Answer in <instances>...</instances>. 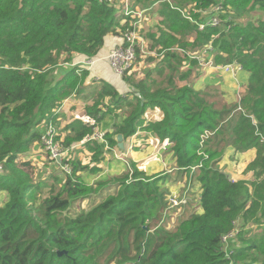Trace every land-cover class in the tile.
I'll use <instances>...</instances> for the list:
<instances>
[{
    "label": "trees",
    "instance_id": "16d2710c",
    "mask_svg": "<svg viewBox=\"0 0 264 264\" xmlns=\"http://www.w3.org/2000/svg\"><path fill=\"white\" fill-rule=\"evenodd\" d=\"M154 1L131 5L158 12L170 29L161 26L159 36L148 35L157 37L161 82L131 83L140 90L134 99L104 87L86 107L94 122L75 119L57 139L67 148L85 141L110 95L114 107L129 108L104 142L116 145L118 133L125 138L139 127L152 131L168 142L163 148L174 149L181 179L200 184L199 205L190 210L188 202L170 223L174 214L164 211L170 209L172 189L160 182L170 175H146L137 168L87 183L76 177L80 162L66 159L70 172L40 179L39 167L25 153L40 143L44 123L83 90L89 76L87 69L78 72L79 66L65 63L96 57L110 37L131 27L132 15L108 0H0V264H264V18L240 23L228 15L229 9L264 12V0H173V7ZM216 5L226 11L222 23L201 30ZM177 33L184 39L196 34L199 46H186L195 38L183 41ZM210 42L216 64L239 63L248 75L237 80L243 90L236 103L221 109L194 88L203 74L196 56ZM141 53L138 48L137 60ZM151 106L162 109V120L143 117ZM202 141L205 156L198 152ZM85 144L93 157L104 154L105 143ZM231 146L239 153L255 150L240 174L219 165Z\"/></svg>",
    "mask_w": 264,
    "mask_h": 264
},
{
    "label": "rangeland",
    "instance_id": "374dc122",
    "mask_svg": "<svg viewBox=\"0 0 264 264\" xmlns=\"http://www.w3.org/2000/svg\"><path fill=\"white\" fill-rule=\"evenodd\" d=\"M120 3L124 4L125 1L122 0ZM131 8L136 9L137 7H133L131 5ZM256 9L257 10H246L244 12H236L234 10L229 9L228 15L231 14L232 19L235 22L242 23V22H246L249 20L250 22L257 23L260 19L264 18V12H262L261 10H258V8H256ZM187 10H188V8H187ZM148 13H150V14H146V16H145V20H144L145 23H144V27L142 28V33L146 36L147 40H150L151 43L148 45V47H149L150 51L153 53L151 55H147V56H145L141 53L140 57L138 58V60L136 61L135 64L139 63V61L148 60V59L151 62L155 61L158 63L159 62L158 58L161 57V55L157 54V52H158L157 50L159 48V46H157L158 45V42L156 40L157 37L155 38V40H153L148 35L154 34V36H159L158 33H160L161 26L166 27V26H168V24L166 22H164V19H161V16L158 12L151 10ZM148 26H151V27L147 28ZM166 28H167V30H170V29H168V27H166ZM119 32H121V31L119 30ZM178 36L183 41L189 40L190 38H195L194 43L189 42L188 44H186V46H188L192 49H195L199 46V44L196 43L197 35L194 33L191 34L190 38L187 35L186 39H184L181 34H178ZM123 40L124 39L122 38V40L118 41V44H116V45H119V46L123 45V43H122ZM154 41H155V43H154ZM176 45L178 46V47H176L177 49H181L183 46L180 43H178ZM177 52H179V51H177ZM179 53L183 54L182 52H179ZM199 55H200V51L197 54V56H199ZM65 67H68V66L65 65ZM84 69H87L86 66L84 67ZM204 69H205L204 70L205 72H203V74H202L204 80L198 81L196 83V85H194V88L197 90H200L203 93L208 94L207 100L209 102H216L217 103V106H216L217 109H221L223 107H226L227 104H229V105L235 104L236 100L234 98L236 95H234V93L232 91L234 87H232V90L231 89L227 90L224 88L220 89V87L217 85H211L213 83V81L215 80V78L211 74L213 71H211L209 68H204ZM144 70L148 71V70H150V67L146 68ZM133 72L134 71H132L131 73H127L125 76H122V77L123 78H125V77L131 78V75ZM135 72L137 74L134 76L135 81L137 80V81L143 82L144 80H141V77L148 75V74L144 75L145 71H143L142 69H140V71H135ZM159 73H160V69L157 70V77L159 76ZM60 74H61V72H60ZM89 75H90V72H89ZM112 75H114V74H112ZM216 76H221V75L216 73ZM242 77H245V75H242ZM158 79H161V77H158ZM221 81L222 82H228L232 86H237L236 85L237 82L230 81V79L228 77H222ZM185 82L186 81L183 80V83H185ZM236 90L237 91L240 90L239 86L236 87ZM85 93H86V91H85ZM80 94H81V92H77L75 95H80ZM77 99H79V98H77ZM55 116H56V118H54L53 120H54V123L58 129V134H59L61 132V130H60V125L58 124V122H59L58 121V115H55ZM55 116H53V117H55ZM254 122H256V121H254ZM260 134L264 140V136L262 135V133H260ZM128 143L129 142L127 140L126 145H128ZM153 145L154 146H152V148H150V150H147L146 152L143 151L144 157H148L151 155V157H148L146 160V161L150 160L148 162V164L145 163L146 161L142 162V163H137V162L133 163V161L131 162L130 159H128L129 160L128 162L124 161L126 164V167L122 168V171L123 170L124 171L121 172V174L126 173V172H128L129 174H132L133 170H135V168H137L139 171H143L146 175H155V176L158 175L159 176L160 174H168V175H170V177L169 178L166 177V178H164V180H162V178H161L160 180H162V181H160V182L162 184H164L165 188H166V185H167V187H169L170 186V179H173L176 177V172L178 171V169L176 166V164H177L176 160L167 161L165 159L166 158L165 154L171 155V157L174 156L176 158L175 151H174V149H172L168 153H167V151L163 152L164 153L163 154L164 155V161H165V163H163V167L162 168L157 167L154 169L152 167L156 165L155 161H158L157 156L163 150V143L160 146L158 144H157V146L155 144H153ZM34 146L28 152H26L25 155L27 156V160L31 161V163H35L36 167H39L40 170H39L38 175H39L40 179L51 181V179L53 178V175L64 174L63 171L61 169H57V167L55 165L50 166L51 165L50 162L53 160L50 158V156L48 155V152L44 149V147H42L41 141L39 144H37V147H36V144ZM201 146H202L201 150L198 152L200 155L205 156L206 154H205L204 148L207 147L205 145V142H203V144ZM40 147L43 148L45 151L36 153ZM122 150L123 149H119L117 147V148H115V152L113 150H109L108 154H110V156L113 157L114 153H115V155H117L118 152L122 153L123 152ZM139 150H140V148L138 146H136L135 149L132 151L129 150V152H131V159L132 160H136V155H140ZM87 153H90L91 155H88ZM121 153H119L118 156H121L122 155ZM243 153H239L238 151H236L234 149L233 146H231L226 150V152L223 153V156L221 157L222 160L220 161L219 165L227 173L233 172L235 174H240L242 172V170L246 167V165L252 160V158L255 155L253 151L251 152V154H249V152L247 151L244 153L243 158L240 159V155ZM94 154H95V152L93 150H91L89 148V146L76 147V148H73L71 150V152L69 153L68 160H71L72 162H78L79 161L81 164V166H80L81 168H79V170L76 174V177L81 178L82 180H84L87 183H92L94 181L99 180L100 178H105V177L110 176V175H119V174H113L112 170L110 168H108V170H106V166H108L106 163H107V160L109 159V157H108V159H106V157H100V154L97 157H93ZM239 159H240V161H238ZM153 160H155V161H153ZM47 162L50 163L49 167L46 166ZM68 165L71 169V165L69 163H68ZM93 167H98L99 169L92 171L91 169ZM65 174H67V172H65ZM232 178H233V176H232ZM244 178L249 179V177H244ZM190 179L188 178L187 180H184L185 183H180L179 189L177 190V193L179 194V196L181 198L185 199L184 202H186V203L190 202L189 206L191 205V207L185 206L182 204L177 205L171 200L173 202L174 206L171 205V206H169L170 209L166 208V210L164 211V213H166L168 215L170 213L174 214V217L170 219V223H174L176 218L180 217V215L182 214L183 210L186 207H189L190 210H193L194 208L196 209V207H194V206L199 205L202 188L196 179H194V178L193 179L190 178ZM168 200H169V197H168ZM227 246L229 247L230 244L226 245V247Z\"/></svg>",
    "mask_w": 264,
    "mask_h": 264
},
{
    "label": "crops",
    "instance_id": "0c3cea01",
    "mask_svg": "<svg viewBox=\"0 0 264 264\" xmlns=\"http://www.w3.org/2000/svg\"><path fill=\"white\" fill-rule=\"evenodd\" d=\"M147 14H149V13H147ZM121 35H114V36L110 37L108 39L107 45L103 48V50L96 57L87 58L84 56H78L71 63H65V65L68 66L67 68L72 67L74 64H77L79 66H84V67L86 66L88 72H90V75L85 79V81L82 84L83 90L81 91V94L75 95L76 93H74L72 96L65 99L64 102L62 103V105H60L59 108L56 109V115H58V121H59L58 124L60 125L61 131H62V128L64 126L71 123L75 119H82L84 122L93 123L94 121L88 115L86 107H87V105H92L94 103L95 93H97V91H101L106 86L107 87H113L114 86L121 93L122 96H126L127 94H130L129 99H131V98L134 99L135 96H139L140 90L137 87H134L131 85V83H133L134 85H137L138 83L142 82V81H137V80L135 81L134 80V76L137 75L135 71H140V69H142L143 71H145L144 75L148 74L147 76L141 77V80H144L143 82H145L147 87H150V86H148L147 83L155 84V83L161 82L160 79H158L159 76L157 77V69H158L157 68V62L148 61L149 59L139 61V63L134 65V67L132 69V71H134V72L132 73V75L130 74L131 75V82L128 81L129 78H126V77L123 78L122 76H119V75L114 73V71L110 67L109 61L106 58V56L109 54L110 49L113 48L114 46H116V44H118V41L122 40ZM122 43H124V40L122 41ZM150 43H151L150 40H147V44L145 47L146 52H142V54L145 56L151 55V51L148 47V45ZM209 54L211 55L212 51H210ZM160 58H158V59H160ZM149 67H150V70H148V71L144 70V69L149 68ZM199 67L201 68L200 64H199ZM201 70L203 72H205L204 68H201ZM65 72H66V70H65ZM131 72H129V73H131ZM216 73L220 74L221 76H223V74H226L227 76H231L235 82H237V80H239L240 82H243L246 80V78L248 76L247 73L242 72V71L238 72L236 76H233L231 73H222V72H216ZM216 73L215 74L211 73L212 76L215 78L214 81L222 82L221 81L222 77L216 76ZM112 74H114V75H112ZM242 75H245V77H242ZM200 80L201 81L204 80L203 75H201L200 77H198L195 80L194 85H196V83ZM236 85H237L236 87L239 86V88H240L239 91L236 90V87H234L232 90V86H230V85H226V87L224 89H227V90L231 89L233 91L234 95L237 96L238 93L243 90V87L240 84H236ZM153 86H155V85H153ZM85 91H86V93H85ZM77 98H79V99H77ZM104 99H105V104H110V103H112V104L109 106H106L105 104L100 105L102 112H100L98 114V116L101 117L102 119L99 123H97V126L95 128L100 129L104 133V135L106 133L113 134L115 132V130H117L115 128V126L121 125L123 123V121L125 119V114L128 111L127 108H129V106L127 104H125V107H122V108L121 107H114L113 102L111 101V100H113V98L110 95H107ZM107 111L109 113H107ZM143 117L147 120H150V121H160L164 118V112L162 111V109L160 107L151 106V107H148L146 109ZM44 127L45 126L43 125V128ZM155 136L156 135L152 131L145 129L143 127L142 128L139 127L134 135L125 137L123 139L124 140V149L122 150L123 152L122 153L118 152V154L121 153L123 155L122 159L118 157V154L115 155V153H114L113 157H111L110 154H108L109 150H113L115 152V148L118 147L119 149H121L119 147L118 139H117L118 143L116 145H113V146H110V144L107 141L106 142L108 144L106 142H103L106 144V146L104 144V150L105 151L101 157H106V159H108V157H109V159L107 160V163H106L108 165V166H106V170H108V168H110L112 170L113 174H119L120 175L121 172L124 171V170L122 171V168L126 167V164L124 161L128 162L129 161L128 159H130L131 162L132 161L137 162V163L145 162L148 157H151V155L148 157H144L143 151L146 152L147 150H150V148H152V146H154L153 144H155L156 146H157V144L159 146L162 144V142L159 141ZM127 140L129 142L128 145H126ZM100 142H102V141H100ZM81 143H82V145L79 147H85L86 146L84 141H82ZM166 144H168V142L163 143V145H166ZM136 146H138L140 148V150H139L140 155H136V160H132L131 159V152H129V150H131V151L134 150ZM36 147H37V145H36ZM164 147L165 148H163L161 153L158 154V156H157L158 161L153 160L156 162V165L153 166L152 168L155 169L157 167L158 168L163 167V163H165L163 152L167 151V153H168L171 151L169 145L167 147L166 146H164ZM43 151H45V150L40 147L36 153L43 152ZM252 151L255 154V150L248 151L249 154H251ZM87 154L91 155L90 153H87ZM165 156H166L165 159L167 161H174L175 160L174 156L171 157V155H167V154H165ZM149 161L150 160L146 161L145 163L148 164ZM50 163H51V165H50ZM50 163L47 162L46 166L49 167V165L50 166L55 165L57 167V169H61L63 171V173H65V171L60 167L61 161L53 160ZM180 175H181V172L178 170L176 172V177L173 179H170L171 183H170V186L168 188L171 187V189H172L171 192L177 191L179 189L180 183H185L184 180L188 179L187 177H184L183 178L184 180H182L181 179L182 175L181 176ZM175 179H176V181H175Z\"/></svg>",
    "mask_w": 264,
    "mask_h": 264
},
{
    "label": "built area",
    "instance_id": "2783aa9c",
    "mask_svg": "<svg viewBox=\"0 0 264 264\" xmlns=\"http://www.w3.org/2000/svg\"><path fill=\"white\" fill-rule=\"evenodd\" d=\"M110 3H115L116 5H122L126 15H132V21L130 22L131 27L126 31L123 32L122 35L127 42V45L123 43V45L119 46L116 45L110 49L109 54L106 58L109 61L110 67L114 71L115 74L119 76H125L127 73L131 72L136 60H137V50L140 48L141 52H146V44L147 38L142 33V28L144 27V20L145 16L148 13L149 7L141 8L138 6L136 9L131 8L132 0H124L125 3L121 4L122 0H108ZM161 3H167L173 7L174 2L173 0H155L154 6L159 5ZM215 11L211 14L204 22L200 23V29L203 30L206 26H219L222 23V14L226 13L223 9V6L216 5L212 9ZM185 15L187 12L184 11ZM126 20L124 19V22ZM212 51V44L211 42L204 46L200 52L199 56L196 58L199 60V64L201 68H209L211 71H218L222 73H231L233 76H236L239 71L242 70V65L239 63L233 64H223L218 65L215 63L214 59L209 54ZM88 63V62H87ZM86 64V63H85ZM77 67L79 65L74 64L72 67ZM84 66H79L78 72H82ZM44 128L41 134V144L44 149L48 152V155L52 160H58L57 158L60 157L61 161L60 167L65 172H70V167L68 163L63 162L64 160H68L69 153L71 152L72 148H76L82 145V143L75 144L73 147H65L59 139H57L58 129L53 121L50 119L49 121L44 123ZM208 134V133H206ZM205 134V135H206ZM204 136V135H203ZM207 136H204V138ZM93 140H100L102 142L105 141L104 133L100 129H96L93 134L86 137L84 142L93 141ZM204 142V141H202ZM203 144V143H202ZM122 158V156H118ZM169 200L171 205L173 202L177 205H187L188 202H184L185 199L181 198L177 191H173L169 194ZM173 202H172V201ZM174 206V205H173ZM235 232L230 234V236L234 235ZM228 236L225 237L227 241ZM228 242V241H227Z\"/></svg>",
    "mask_w": 264,
    "mask_h": 264
},
{
    "label": "water",
    "instance_id": "95a60500",
    "mask_svg": "<svg viewBox=\"0 0 264 264\" xmlns=\"http://www.w3.org/2000/svg\"><path fill=\"white\" fill-rule=\"evenodd\" d=\"M117 139H118V141H119V147L121 148V149H124V136L121 134V133H119L118 134V136H117ZM58 160H60L61 158L60 157H58L57 158ZM228 178H232V175L231 174H228Z\"/></svg>",
    "mask_w": 264,
    "mask_h": 264
},
{
    "label": "bare ground",
    "instance_id": "6f19581e",
    "mask_svg": "<svg viewBox=\"0 0 264 264\" xmlns=\"http://www.w3.org/2000/svg\"><path fill=\"white\" fill-rule=\"evenodd\" d=\"M105 244H107V242H106ZM94 258H95V257H94Z\"/></svg>",
    "mask_w": 264,
    "mask_h": 264
}]
</instances>
